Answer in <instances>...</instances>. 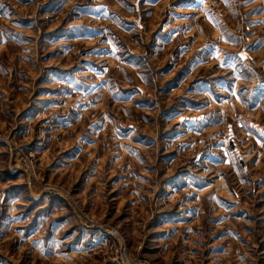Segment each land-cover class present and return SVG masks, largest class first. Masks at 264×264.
I'll return each instance as SVG.
<instances>
[{
    "label": "rangeland",
    "instance_id": "1",
    "mask_svg": "<svg viewBox=\"0 0 264 264\" xmlns=\"http://www.w3.org/2000/svg\"><path fill=\"white\" fill-rule=\"evenodd\" d=\"M0 264H264V0H0Z\"/></svg>",
    "mask_w": 264,
    "mask_h": 264
}]
</instances>
